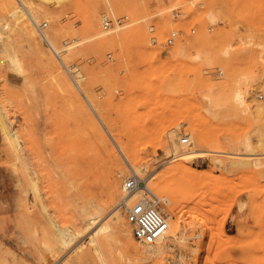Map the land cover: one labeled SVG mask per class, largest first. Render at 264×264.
Here are the masks:
<instances>
[{
    "label": "rangeland",
    "instance_id": "374dc122",
    "mask_svg": "<svg viewBox=\"0 0 264 264\" xmlns=\"http://www.w3.org/2000/svg\"><path fill=\"white\" fill-rule=\"evenodd\" d=\"M213 10L219 21L211 25ZM104 15L114 22L109 31ZM35 24L46 26L40 32ZM171 31L180 32L172 46L150 44ZM262 88L264 0H0V116L22 156L16 160L0 124V264H77L73 252L54 253L51 219L64 227L75 211L99 207L100 226L114 212L121 219L111 223L120 243L103 247L107 264L121 257L264 264V128L248 111H223L235 90L246 91L250 105ZM209 100L215 117L205 108ZM174 135L192 136L181 145L194 154L173 158ZM248 135L256 149L250 156L242 148ZM131 175L161 192L173 213L157 209L179 223L150 260V246L133 238L122 206ZM111 179L118 185L113 203ZM91 241L80 242L83 264H104Z\"/></svg>",
    "mask_w": 264,
    "mask_h": 264
},
{
    "label": "bare ground",
    "instance_id": "6f19581e",
    "mask_svg": "<svg viewBox=\"0 0 264 264\" xmlns=\"http://www.w3.org/2000/svg\"><path fill=\"white\" fill-rule=\"evenodd\" d=\"M38 2L41 5H60V3L67 1V0H33ZM104 3H108V0H103ZM26 3H28L26 1ZM38 5V4H37ZM63 5V4H62ZM32 6V5H31ZM27 7V6H26ZM37 7V6H36ZM35 7V8H36ZM54 7V6H53ZM57 7V6H56ZM55 7V8H56ZM33 8V7H32ZM50 8V7H48ZM52 8V7H51ZM46 9V8H45ZM33 10V9H32ZM39 10V9H38ZM41 10V9H40ZM39 10V11H40ZM53 11V9H51ZM46 11V10H45ZM50 11V10H49ZM48 11V12H49ZM55 11V10H54ZM30 12V11H29ZM36 13V12H35ZM56 13V11H55ZM37 14V13H36ZM55 15V14H54ZM207 19L208 22L211 25L217 24V22L219 21V15L217 12H215L214 10L212 12H208L207 13ZM33 21V20H32ZM31 21V22H32ZM94 22V21H93ZM92 21H89V26L91 28V30H94V23ZM36 25V24H35ZM37 26V25H36ZM24 30V29H23ZM97 39L101 37L100 33H96L95 34ZM105 35V34H104ZM104 37V36H103ZM105 40V39H104ZM48 44H50L48 42ZM48 60V59H47ZM52 65V64H51ZM53 66V65H52ZM55 67V66H54ZM54 69V68H53ZM261 87V86H260ZM78 88V87H77ZM261 92L264 93V88L261 89ZM260 92V93H261ZM81 93V92H80ZM246 91H242V90H235L234 92L231 93V96L228 97V101L227 103H229V105L226 104V107L224 108V113L225 114H237L240 111L244 112V111H248L250 113V115L253 116V118L255 119V122L260 125L262 128H264V104H262V102L258 101L255 98H253V96L251 95V101H250V105L247 104V99L246 98ZM207 104H205V108L207 110H209V114L213 117H215V104L209 100V102H206ZM209 103V104H208ZM246 107V108H245ZM246 113V112H245ZM222 114V113H221ZM243 114V113H242ZM224 117V115H222ZM226 117V116H225ZM224 117V118H225ZM227 118V117H226ZM0 124L3 128L4 134H5V142L6 144L13 149V151L17 154L16 160L21 161V155H18V152L20 150V143L18 140V137L15 133H11V132H7L6 127L2 125V120H1V116H0ZM256 124V125H257ZM5 125V124H4ZM261 133V131H260ZM264 134V133H262ZM261 134V135H262ZM258 135V134H257ZM258 135V136H261ZM179 135H174L172 136L171 139V146H170V150H171V154L174 156L173 158H180L184 155H191L194 154V150L193 149H189V147L186 146H182L181 141L183 138H178ZM189 139L191 140V142H193V138L192 136H188ZM113 140L117 143L118 145V150L120 151V155H122V157H124L123 159L125 160H130L131 154L128 151V149L123 145V143L121 142V140L119 138L113 137ZM259 143V140H258ZM262 143H264V141H262ZM192 144V143H191ZM260 144V143H259ZM261 145V144H260ZM242 148L243 151L247 152V156H250V154L253 155V152L256 150H254V146H253V141L251 139V137L248 135V137L244 138V140L242 141ZM241 151V150H240ZM256 152V151H255ZM246 155V154H245ZM251 155V156H252ZM16 156V155H15ZM14 156V157H15ZM234 156H241L234 154ZM23 166V165H22ZM135 166V165H134ZM133 169V167L131 168ZM115 170V169H114ZM133 171V170H132ZM191 172L188 173V176H192L190 174ZM112 175V174H111ZM113 177V176H112ZM120 180V179H119ZM144 182V181H143ZM121 185V184H120ZM146 184H144L142 186L143 189L146 190V194L149 195V197L151 198L150 200H152L154 205L159 206V204L163 205L167 210H169L170 212V206L167 204L165 196L162 195L161 192H159L158 190H156V188L153 187H148L145 188ZM120 188V187H119ZM91 190V189H90ZM32 191L35 192V187H32ZM118 191V185L116 184L114 179L110 180L109 186L107 187V197L109 198L110 202H112L115 198V195H117ZM96 192V191H95ZM97 194V192H96ZM140 195H143L142 192L139 193ZM92 195V193L90 194ZM93 195L94 192H93ZM100 195V194H99ZM87 196V195H85ZM97 196V195H96ZM152 196V197H151ZM38 197V196H37ZM117 197V196H116ZM86 200V198H83ZM93 199V198H92ZM95 199V197H94ZM88 200V199H87ZM98 200V199H97ZM94 201V200H93ZM92 201V203H93ZM100 202V201H99ZM81 203V202H80ZM83 203L85 204L84 200ZM98 203V202H97ZM96 203V204H97ZM102 203V202H100ZM99 203V206H100ZM113 203V202H112ZM84 204H82V206H84ZM89 204V202H88ZM80 205V204H79ZM91 205V204H90ZM103 205V204H102ZM78 206V204H77ZM92 206V205H91ZM98 206V205H97ZM116 206H120L119 205H115V210L117 209ZM79 208H81V206H78ZM89 207V205H88ZM86 209V207H84ZM98 208V207H97ZM105 208V207H104ZM103 207H99L98 209H94L93 211H75L74 214H72V216L69 218L68 221V225L61 227L58 226L55 222L54 219H51V224L53 226V233H52V245L54 247V253L59 256L62 252H64V256L66 254H69L70 252L75 253L74 256L77 262V264H83L84 260L86 258L85 255V251H84V247H80V242L81 240L86 237L89 236L92 241H91V251L93 253V255L99 259L102 263L107 264L105 261V257L106 253H103V247L105 244L108 245L109 241L111 240L113 245L116 247L118 246L117 243H120L118 241V239L113 235L112 233V221H118L121 220L119 219L120 217L118 215L115 214V212L113 213V216L111 218V220H109L108 217H105V219L102 222V225L100 226V221L99 218H101L100 216L102 215L103 211H104ZM113 208V209H114ZM160 208V207H159ZM158 208V209H159ZM82 209V208H81ZM92 209V208H91ZM161 209V208H160ZM159 209V210H160ZM77 210V208H76ZM79 210V209H78ZM110 210V209H109ZM114 210V211H115ZM113 212V211H112ZM173 213V212H172ZM112 214V213H111ZM109 215V214H108ZM104 222V223H103ZM122 222V221H121ZM97 224L96 228H93V226H95ZM124 224V223H123ZM168 226H167V230L164 234V236L162 238H164L168 233L172 232V233H176L179 231V223L177 221L175 222H171L168 220L167 222ZM169 236V235H168ZM170 237V236H169ZM159 239L158 241H156L155 244L152 245H148L150 246V249L147 253V258L150 260L151 257H154L155 255H159L162 251L161 248H159L157 246V244L160 243V241L162 240ZM122 243V242H121ZM132 246V245H131ZM136 247V246H135ZM115 250V249H114ZM117 251V250H116ZM131 251V250H130ZM135 252V251H134ZM141 252V251H140ZM139 252V253H140ZM111 253V252H110ZM116 253V252H115ZM130 253V252H129ZM132 253V252H131ZM121 254V253H120ZM124 254V253H123ZM122 255V254H121ZM121 255L119 257H121ZM141 256V254H138ZM63 256V255H62ZM61 256V258H62ZM125 256V255H122ZM144 256V255H143ZM118 257V259H120ZM132 257V256H130ZM59 258V257H58ZM57 258V259H58ZM134 258V257H133ZM71 259V258H70ZM72 259V260H73ZM141 259V258H140ZM146 259V258H145ZM60 260V259H59ZM71 260V261H72ZM139 260V258L137 259ZM148 260V261H149ZM116 261L117 258H116ZM136 262V260H135ZM140 262V261H139ZM146 262V261H145ZM75 263V262H74ZM119 264H134L133 260L127 259V258H122L118 261ZM138 263V262H137ZM141 263V262H140ZM66 264H70V260H68L66 262ZM113 264V263H110Z\"/></svg>",
    "mask_w": 264,
    "mask_h": 264
},
{
    "label": "built area",
    "instance_id": "2783aa9c",
    "mask_svg": "<svg viewBox=\"0 0 264 264\" xmlns=\"http://www.w3.org/2000/svg\"><path fill=\"white\" fill-rule=\"evenodd\" d=\"M177 16L178 12L174 10L173 17L176 18ZM101 22L104 31H109L115 27L112 19L106 15L102 17ZM45 26L46 24H43L37 26V28L42 32ZM154 31V27L149 26L148 32L153 34ZM179 34L180 32L178 31H171L160 44L158 39L153 36L150 38V44L155 46L159 45L161 47L172 46ZM256 99L260 102H264V94L258 93ZM181 143L183 145H190L187 137L183 138ZM143 185V180L136 175H131L124 180L122 190L125 197L122 206L124 207L126 222L131 228L133 238L139 244L148 246L155 244L156 241L164 236L168 224L156 205L149 199L146 190L142 188ZM140 192H142L143 195H140Z\"/></svg>",
    "mask_w": 264,
    "mask_h": 264
},
{
    "label": "crops",
    "instance_id": "0c3cea01",
    "mask_svg": "<svg viewBox=\"0 0 264 264\" xmlns=\"http://www.w3.org/2000/svg\"><path fill=\"white\" fill-rule=\"evenodd\" d=\"M1 127V126H0ZM0 132H1V128H0ZM1 134H2V132H1ZM3 135V134H2ZM0 146H1V144H0Z\"/></svg>",
    "mask_w": 264,
    "mask_h": 264
}]
</instances>
